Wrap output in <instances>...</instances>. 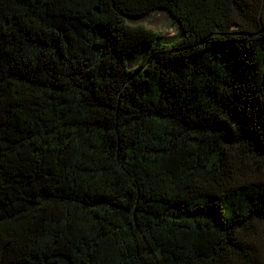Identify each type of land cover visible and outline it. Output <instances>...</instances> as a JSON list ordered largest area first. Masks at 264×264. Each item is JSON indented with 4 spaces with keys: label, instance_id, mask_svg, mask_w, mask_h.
I'll return each mask as SVG.
<instances>
[{
    "label": "trees",
    "instance_id": "1",
    "mask_svg": "<svg viewBox=\"0 0 264 264\" xmlns=\"http://www.w3.org/2000/svg\"><path fill=\"white\" fill-rule=\"evenodd\" d=\"M0 264H264V0H0Z\"/></svg>",
    "mask_w": 264,
    "mask_h": 264
},
{
    "label": "rangeland",
    "instance_id": "2",
    "mask_svg": "<svg viewBox=\"0 0 264 264\" xmlns=\"http://www.w3.org/2000/svg\"><path fill=\"white\" fill-rule=\"evenodd\" d=\"M130 24H143L163 35V39L172 41L179 34V29L171 16L162 9H154L148 14L128 19ZM142 54L130 57L131 65L137 64L142 59Z\"/></svg>",
    "mask_w": 264,
    "mask_h": 264
}]
</instances>
